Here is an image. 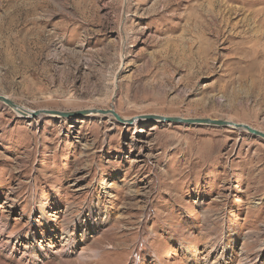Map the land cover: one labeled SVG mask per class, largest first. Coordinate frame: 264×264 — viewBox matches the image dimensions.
<instances>
[{"label": "rangeland", "instance_id": "rangeland-1", "mask_svg": "<svg viewBox=\"0 0 264 264\" xmlns=\"http://www.w3.org/2000/svg\"><path fill=\"white\" fill-rule=\"evenodd\" d=\"M0 95L31 112L264 132V0H0ZM16 113L0 101L2 256L264 264L263 138Z\"/></svg>", "mask_w": 264, "mask_h": 264}, {"label": "water", "instance_id": "water-1", "mask_svg": "<svg viewBox=\"0 0 264 264\" xmlns=\"http://www.w3.org/2000/svg\"><path fill=\"white\" fill-rule=\"evenodd\" d=\"M0 101L4 102L8 106H10L12 109H21V107L16 106L14 102H12L10 99L6 98L4 95H0ZM22 110V109H21ZM112 114L117 120L127 123H133L134 119H154L159 121H167V122H182V123H202L207 125H218V126H231L238 129H245L248 132H250L253 135H257L264 139V132L261 130H258L254 127H251L244 123H236L231 120H222V119H211V118H183V117H175V116H163L158 114H145V115H139L138 117H132L129 119H125L121 116H119L113 109H95V108H87V109H80L75 111H59V110H53V109H37L33 112H30V116L35 117L40 114H57L58 116L62 117H71V116H81L84 114ZM28 114V115H29ZM24 115H26L24 113Z\"/></svg>", "mask_w": 264, "mask_h": 264}, {"label": "bare ground", "instance_id": "bare-ground-1", "mask_svg": "<svg viewBox=\"0 0 264 264\" xmlns=\"http://www.w3.org/2000/svg\"><path fill=\"white\" fill-rule=\"evenodd\" d=\"M5 96V95H4ZM6 98H8L9 99V97H7V96H5ZM15 105L16 106H19L18 104H16L15 103ZM19 107H21V109H13V111H15V112H17L16 114H18V115H21V114H26V115H28L30 112H31V110H29V109H25L24 107H22V106H19ZM114 110V109H113ZM92 114V113H91ZM47 115H53V114H47ZM55 115H57V114H55ZM139 116V115H138ZM138 116H135V117H138ZM130 118H132V117H130ZM126 119V118H125ZM134 120H136V118L134 119ZM134 122V121H133ZM51 195V194H50ZM44 225L45 226H48V228L47 229H49V225H48V221H46V220H44ZM64 233H66V230H64ZM68 233V232H67ZM66 233V234H67ZM85 235H84V233H83V235H81V239L80 240H82L83 238L84 239H86V237H84ZM63 242L65 243V245L67 246V245H71L70 244V242L67 240V238L65 237L64 238V240H63ZM264 243H263V245H262V248L260 249V253L264 250ZM39 250H40V252H39V254L41 255V256H39V255H35L34 257H28V258H24V257H20V256H17V255H15V254H9V255H5V256H2V254L1 253H3V252H1L0 253V264H69L68 262H67V260L66 259H63V258H59V257H53V256H51L50 254H48V253H46V252H44V251H42V249L41 248H39ZM67 251V250H66ZM92 255L90 256L91 258H89L88 257V255H87V257L84 255V254H80V262L79 263H77V264H89V263H91V262H84V261H86L85 259L87 258H89L88 260H93L94 259V257L96 258V256H98L99 254H98V252H97V250H92ZM101 255V254H100ZM66 257V256H65ZM101 257V256H100ZM94 261V260H93ZM207 261V260H206ZM205 261V262H206ZM215 263V262H214ZM252 264H258V260L257 261H255L254 260V262H252Z\"/></svg>", "mask_w": 264, "mask_h": 264}]
</instances>
